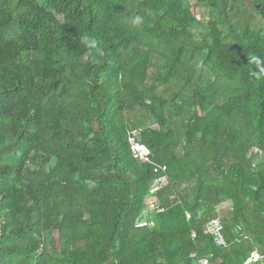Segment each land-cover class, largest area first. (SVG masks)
<instances>
[{"label": "trees", "instance_id": "16d2710c", "mask_svg": "<svg viewBox=\"0 0 264 264\" xmlns=\"http://www.w3.org/2000/svg\"><path fill=\"white\" fill-rule=\"evenodd\" d=\"M261 69L264 0H0V264H264Z\"/></svg>", "mask_w": 264, "mask_h": 264}, {"label": "built area", "instance_id": "2783aa9c", "mask_svg": "<svg viewBox=\"0 0 264 264\" xmlns=\"http://www.w3.org/2000/svg\"><path fill=\"white\" fill-rule=\"evenodd\" d=\"M129 148L132 153L133 158L136 161H139L141 164L154 166V172L159 174L160 168L153 163V156L150 150L140 144L135 137H130L128 140ZM167 185V178L163 175H160L152 184L148 196L145 200V210L142 215L137 219L135 227L138 229L145 227H152L153 223L148 222L147 215L152 212L161 213L164 209L160 206L157 194L161 189ZM187 219H190V216L187 214ZM206 232L213 237L214 243L219 247H226V241L224 237V227L220 219L216 218L211 220L206 226ZM196 238V234L192 232V239ZM192 258H195L196 255L192 254ZM199 264H209L207 259L199 260Z\"/></svg>", "mask_w": 264, "mask_h": 264}, {"label": "rangeland", "instance_id": "374dc122", "mask_svg": "<svg viewBox=\"0 0 264 264\" xmlns=\"http://www.w3.org/2000/svg\"><path fill=\"white\" fill-rule=\"evenodd\" d=\"M191 4L194 5L195 2H192ZM197 13H198V15L202 18V20H203L204 22L208 20V17H207V16H208L207 11L198 9V10H197ZM151 127H153L154 129H156V126H154V125H151Z\"/></svg>", "mask_w": 264, "mask_h": 264}, {"label": "clouds", "instance_id": "9594fccd", "mask_svg": "<svg viewBox=\"0 0 264 264\" xmlns=\"http://www.w3.org/2000/svg\"><path fill=\"white\" fill-rule=\"evenodd\" d=\"M261 71H264V69H261Z\"/></svg>", "mask_w": 264, "mask_h": 264}]
</instances>
